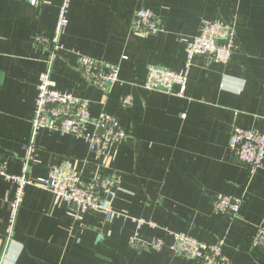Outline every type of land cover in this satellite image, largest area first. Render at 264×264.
Segmentation results:
<instances>
[{
    "label": "crops",
    "instance_id": "obj_1",
    "mask_svg": "<svg viewBox=\"0 0 264 264\" xmlns=\"http://www.w3.org/2000/svg\"><path fill=\"white\" fill-rule=\"evenodd\" d=\"M63 1L0 0V156L7 173L31 179L66 162L83 180L111 176L112 211L74 220L50 190L26 185L8 237L15 184L0 175V264H201L171 248L174 232L223 241L230 264H264V247L252 245L264 225V159L252 170L228 147L235 127L264 131V0H69L53 85L87 97L91 118L115 116L128 136L97 155L80 137L42 128L27 158L39 74L48 66L32 35H52ZM142 8L159 19L156 33L130 30ZM204 19L234 27L230 61L197 55L182 91L147 90L148 65L179 72ZM81 54L118 66L108 93L81 77ZM126 95L132 101L124 107ZM216 195L239 197L238 212L218 210ZM133 237H161L164 245L135 249Z\"/></svg>",
    "mask_w": 264,
    "mask_h": 264
},
{
    "label": "built area",
    "instance_id": "obj_2",
    "mask_svg": "<svg viewBox=\"0 0 264 264\" xmlns=\"http://www.w3.org/2000/svg\"><path fill=\"white\" fill-rule=\"evenodd\" d=\"M32 6H38L41 0H26ZM69 0H64L60 6L58 18L50 37L33 34L32 39L37 45H42L48 52L47 69L39 74L37 96L35 99L32 136L25 144L27 158L32 156L35 148L34 137L39 129H48L70 133L82 138L88 145V150L97 155L106 154L111 144H120L128 136L125 127L112 114L102 111L97 117L89 115V99L85 96L60 91L54 87L50 77L54 54L60 48L58 38L67 24V8ZM132 32L139 35L154 34L160 29L159 19L148 9L136 10L129 23ZM234 27L221 21L202 20L200 33L189 40L185 47V59L179 72L171 71L158 65H148L146 80L143 86L147 90L169 91L174 85L184 89L190 74L193 59L197 55L211 54L217 62L227 63L231 59ZM118 66L87 55H79V73L83 79L96 86L102 93H108L111 85L118 80ZM131 96L120 98L121 106L131 103ZM93 125L92 131H87L86 125ZM231 154L240 162L254 170L262 165L264 159V131L235 127L229 140ZM27 167H24V170ZM0 175L15 184L14 198L10 201V217L7 235L11 237L17 210L22 202L23 190L26 185L50 190L55 201L65 203L69 216L74 220L80 215L93 210L112 211L111 188L112 178L105 175L98 179L83 180L80 174L71 168L69 163L54 166L47 177L29 178L23 174L7 173L6 164L0 156ZM215 207L227 213L235 214L241 206L239 197L216 195ZM139 224L151 221L137 220ZM171 248L187 257H196L201 264H230L222 253L223 241L206 243L199 241L184 232H174ZM131 244L136 249L143 247L160 250L164 239L156 237L151 242L140 241L133 237ZM254 247H264V225L257 227L252 239Z\"/></svg>",
    "mask_w": 264,
    "mask_h": 264
}]
</instances>
